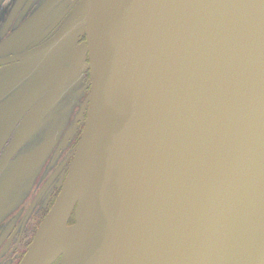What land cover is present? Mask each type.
Returning a JSON list of instances; mask_svg holds the SVG:
<instances>
[{
    "label": "water",
    "instance_id": "obj_1",
    "mask_svg": "<svg viewBox=\"0 0 264 264\" xmlns=\"http://www.w3.org/2000/svg\"><path fill=\"white\" fill-rule=\"evenodd\" d=\"M73 14L87 117L19 264H264V0H79Z\"/></svg>",
    "mask_w": 264,
    "mask_h": 264
},
{
    "label": "flooded vegetation",
    "instance_id": "obj_2",
    "mask_svg": "<svg viewBox=\"0 0 264 264\" xmlns=\"http://www.w3.org/2000/svg\"><path fill=\"white\" fill-rule=\"evenodd\" d=\"M77 2L0 0V264L21 262L83 131L90 68L79 15L64 30Z\"/></svg>",
    "mask_w": 264,
    "mask_h": 264
},
{
    "label": "bare ground",
    "instance_id": "obj_3",
    "mask_svg": "<svg viewBox=\"0 0 264 264\" xmlns=\"http://www.w3.org/2000/svg\"><path fill=\"white\" fill-rule=\"evenodd\" d=\"M86 115H87V113H86ZM87 117V116H86ZM86 119V118H85ZM84 128V127H83ZM83 132V131H82ZM82 135V134H81ZM81 138V137H80ZM80 141V140H79ZM78 145H79V143H78ZM78 145H77V147H76V150H75V153H76V151H77V148H78ZM74 156H75V154H74ZM74 156L72 157V160H73V158H74ZM72 160H71V162H70V165H71V163H72ZM70 168V167H69ZM67 176V175H66Z\"/></svg>",
    "mask_w": 264,
    "mask_h": 264
}]
</instances>
